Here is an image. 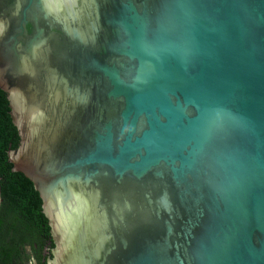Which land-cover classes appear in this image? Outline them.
I'll list each match as a JSON object with an SVG mask.
<instances>
[{"label": "water", "instance_id": "1", "mask_svg": "<svg viewBox=\"0 0 264 264\" xmlns=\"http://www.w3.org/2000/svg\"><path fill=\"white\" fill-rule=\"evenodd\" d=\"M0 88L52 264H264V0H0Z\"/></svg>", "mask_w": 264, "mask_h": 264}, {"label": "trees", "instance_id": "2", "mask_svg": "<svg viewBox=\"0 0 264 264\" xmlns=\"http://www.w3.org/2000/svg\"><path fill=\"white\" fill-rule=\"evenodd\" d=\"M19 140L7 94L0 88V264H14L21 257L19 246L24 242L32 245L37 264H47L46 258L41 261L39 245L54 240L42 199L23 173L12 171L8 160V152L18 146Z\"/></svg>", "mask_w": 264, "mask_h": 264}, {"label": "flooded vegetation", "instance_id": "3", "mask_svg": "<svg viewBox=\"0 0 264 264\" xmlns=\"http://www.w3.org/2000/svg\"><path fill=\"white\" fill-rule=\"evenodd\" d=\"M11 165H12V171H14V172H20V171H15L14 168H13V164L12 163H11ZM20 173H22V172H20ZM0 203H1V196H0ZM42 208H43V206H42ZM51 232H52L51 237L53 238L54 243L52 242V240H50L46 244H44V246L41 245V244L39 245L40 252H41V255H42L41 261L43 262L44 259L46 258L47 264H49L48 261H50L52 259L54 260L55 250H56V247H57L56 236H55V234L53 233L52 230H51ZM10 236L12 238V235L11 234H10ZM34 246H38L36 242L34 243ZM19 248H20V250L22 252L21 253V257L19 256L15 260L14 264H30L31 260H33V262H34L33 264H37L38 263L37 257L34 255L35 254V251H34L32 245L30 243L24 242V243H22L19 246ZM26 255H28L27 258H26ZM21 258L23 260H21Z\"/></svg>", "mask_w": 264, "mask_h": 264}, {"label": "rangeland", "instance_id": "4", "mask_svg": "<svg viewBox=\"0 0 264 264\" xmlns=\"http://www.w3.org/2000/svg\"><path fill=\"white\" fill-rule=\"evenodd\" d=\"M52 262H53V259L48 261L49 264H52ZM33 263H34L33 260H31L30 264H33Z\"/></svg>", "mask_w": 264, "mask_h": 264}]
</instances>
